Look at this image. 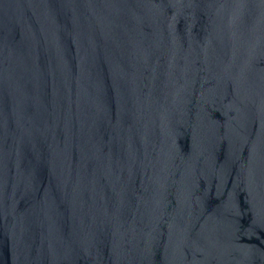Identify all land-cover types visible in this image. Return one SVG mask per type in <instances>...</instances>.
Returning <instances> with one entry per match:
<instances>
[{
  "label": "water",
  "instance_id": "water-1",
  "mask_svg": "<svg viewBox=\"0 0 264 264\" xmlns=\"http://www.w3.org/2000/svg\"><path fill=\"white\" fill-rule=\"evenodd\" d=\"M0 264H264V0H0Z\"/></svg>",
  "mask_w": 264,
  "mask_h": 264
}]
</instances>
